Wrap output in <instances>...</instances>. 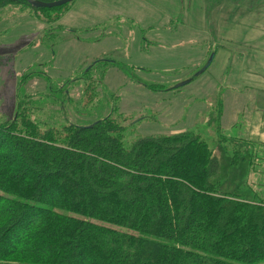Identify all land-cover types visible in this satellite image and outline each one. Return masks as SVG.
<instances>
[{
    "label": "rangeland",
    "instance_id": "obj_1",
    "mask_svg": "<svg viewBox=\"0 0 264 264\" xmlns=\"http://www.w3.org/2000/svg\"><path fill=\"white\" fill-rule=\"evenodd\" d=\"M15 11L0 19L1 127L112 116L127 143L192 130L219 160L220 187L264 202V42L251 45L264 0H75L53 25ZM246 42L253 54L232 50Z\"/></svg>",
    "mask_w": 264,
    "mask_h": 264
},
{
    "label": "trees",
    "instance_id": "obj_2",
    "mask_svg": "<svg viewBox=\"0 0 264 264\" xmlns=\"http://www.w3.org/2000/svg\"><path fill=\"white\" fill-rule=\"evenodd\" d=\"M67 6L0 0V19L29 11L53 25ZM18 122L0 126V264H264V202L221 188L192 130L127 143L112 116L45 133Z\"/></svg>",
    "mask_w": 264,
    "mask_h": 264
},
{
    "label": "water",
    "instance_id": "obj_3",
    "mask_svg": "<svg viewBox=\"0 0 264 264\" xmlns=\"http://www.w3.org/2000/svg\"><path fill=\"white\" fill-rule=\"evenodd\" d=\"M25 1L29 3L32 7L37 8V9H54V8L67 5L71 2H74L75 0H58L56 2H51V3H45V2L38 1V0H25ZM212 59L209 61L208 66L211 64ZM208 66L206 67V69L208 68ZM206 69H204V71Z\"/></svg>",
    "mask_w": 264,
    "mask_h": 264
},
{
    "label": "crops",
    "instance_id": "obj_4",
    "mask_svg": "<svg viewBox=\"0 0 264 264\" xmlns=\"http://www.w3.org/2000/svg\"><path fill=\"white\" fill-rule=\"evenodd\" d=\"M252 35H254V36H256L259 40H255V41H253L252 43H251V45L253 46V47H255L254 46V43L255 42H259V41H261V42H264V32L263 33H258V34H252ZM243 36H241V38L240 39H243L244 41H249V38H248V35H246V38L245 37H243ZM247 42L244 44V46L243 47H246L247 46ZM231 46H232V50H236V51H238V52H240V51H242V52H244L245 50H246V52H248V53H251V54H253L252 53V51L249 49V48H243V47H238L237 45H235V44H231ZM256 48V47H255ZM259 50H261V51H263L264 52V48H259ZM264 54V53H263Z\"/></svg>",
    "mask_w": 264,
    "mask_h": 264
}]
</instances>
